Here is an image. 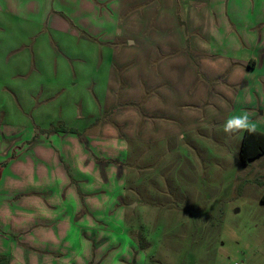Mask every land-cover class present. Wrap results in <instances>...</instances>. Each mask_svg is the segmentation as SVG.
Wrapping results in <instances>:
<instances>
[{
  "label": "rangeland",
  "instance_id": "obj_1",
  "mask_svg": "<svg viewBox=\"0 0 264 264\" xmlns=\"http://www.w3.org/2000/svg\"><path fill=\"white\" fill-rule=\"evenodd\" d=\"M66 1L60 11L61 0H38L33 11L9 7L28 0H0V158L8 155L0 187L21 210L15 214L0 198V254L8 252L12 264H264V154L242 164V133L226 134L224 123L183 139L130 144L127 194L113 217H61L50 208L31 218L44 227L27 223L26 168L17 172L10 162L21 153L25 165L26 147L50 133L32 134L36 126L62 119L84 129L107 93L111 49L101 57L76 27L52 25L64 13L74 16L78 4ZM226 1L230 16L243 22L254 21V6L264 10V0ZM32 53L38 65H49L45 71L26 67Z\"/></svg>",
  "mask_w": 264,
  "mask_h": 264
},
{
  "label": "crops",
  "instance_id": "obj_2",
  "mask_svg": "<svg viewBox=\"0 0 264 264\" xmlns=\"http://www.w3.org/2000/svg\"><path fill=\"white\" fill-rule=\"evenodd\" d=\"M35 1L9 7L34 11ZM74 1L76 18L63 12L52 25L61 31L76 27L96 42L101 57L104 47L111 49L107 93L84 129L54 131L57 123L71 129L62 119L47 129L36 126L32 134L50 133L26 147L25 165L19 164L21 153L10 162L18 163L17 172L26 168L27 223L44 227L31 218L45 217L50 208L61 217H113L127 194L124 164L132 143L181 137L243 111L264 133V10L254 6V21L243 22L237 13L230 16L226 0ZM66 2L61 0L60 11ZM32 55L26 67L45 71L49 65H38ZM101 114L105 119L95 123ZM8 194L0 187V198L21 212ZM66 201L72 205L50 204Z\"/></svg>",
  "mask_w": 264,
  "mask_h": 264
},
{
  "label": "trees",
  "instance_id": "obj_3",
  "mask_svg": "<svg viewBox=\"0 0 264 264\" xmlns=\"http://www.w3.org/2000/svg\"><path fill=\"white\" fill-rule=\"evenodd\" d=\"M56 132H75L74 129H68L65 126L62 128H55ZM264 154V133L260 131H255L251 134L245 132L240 146V159L242 164L247 166L250 161L256 160ZM5 163H0L4 166ZM1 176V173H0ZM261 201L264 203V194L261 198ZM0 264H10V258L6 255H0Z\"/></svg>",
  "mask_w": 264,
  "mask_h": 264
},
{
  "label": "clouds",
  "instance_id": "obj_4",
  "mask_svg": "<svg viewBox=\"0 0 264 264\" xmlns=\"http://www.w3.org/2000/svg\"><path fill=\"white\" fill-rule=\"evenodd\" d=\"M223 131L232 135L237 133H253L256 131V125L250 118L247 111L231 115L223 124ZM180 139H183L181 136Z\"/></svg>",
  "mask_w": 264,
  "mask_h": 264
}]
</instances>
